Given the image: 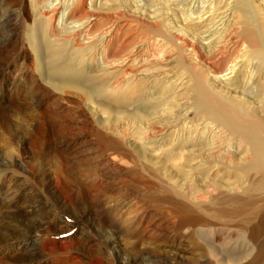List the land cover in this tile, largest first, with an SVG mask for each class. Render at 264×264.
<instances>
[{"label": "bare ground", "instance_id": "bare-ground-1", "mask_svg": "<svg viewBox=\"0 0 264 264\" xmlns=\"http://www.w3.org/2000/svg\"><path fill=\"white\" fill-rule=\"evenodd\" d=\"M16 3L31 47L33 34L44 23L50 30L45 43L50 49L61 45L60 53H48L47 58L52 63L62 58V84L46 81L49 87L59 95L75 93L92 116L103 113L96 122L105 131L110 128L119 136L120 113L125 112L139 134L150 135L142 136L149 143H106L98 135L103 143H95V164L80 169L87 160L77 157L68 170L57 161L52 177L40 178L33 174L32 162L23 159L26 143H14L9 166L41 184L54 203L53 213L84 219L112 247L116 236L138 240L145 230L142 221L122 224L114 212L125 198L140 197L144 211H150L147 228L153 247L164 240V250L175 251L177 243L192 240L199 251L197 264H264V0L257 5L250 0H2L0 12ZM36 5L45 11L42 16H36L39 10L33 12ZM51 35L71 42V53L63 55L65 43ZM172 62L176 70L166 71ZM73 104L65 118H74V113L87 121L88 114ZM68 120L55 123L56 128L65 130L62 134L60 129L62 138L67 132L75 138L80 129H67ZM89 124L95 136V123ZM166 138L169 143H156ZM27 153L25 157L34 158L35 152ZM62 153L54 154L63 161L70 157ZM160 156L172 163L173 172L157 165ZM79 170L95 178L83 183ZM195 174L201 178L198 190L192 185ZM221 174L231 180H220ZM16 214L5 216L13 224L0 225V252L6 251V258L16 264H40L41 258L47 264H95L112 252L86 245L83 231L60 259H55L56 247L46 253L41 244L19 246L23 235L48 229ZM108 217L118 222V230ZM156 217L173 218L169 238L164 236L166 222L160 225ZM137 240H124L129 244L126 264H172L178 259L176 264H192L174 251L163 256L164 250L152 246L137 248Z\"/></svg>", "mask_w": 264, "mask_h": 264}, {"label": "rangeland", "instance_id": "rangeland-1", "mask_svg": "<svg viewBox=\"0 0 264 264\" xmlns=\"http://www.w3.org/2000/svg\"><path fill=\"white\" fill-rule=\"evenodd\" d=\"M130 1H135V0H130ZM250 1L254 5L258 4V0H250ZM1 2L2 0H0V3ZM56 2L57 1H53V3H55L54 4L55 7H58L59 4H57ZM13 6L15 7L14 9ZM13 6L12 8L8 9L6 12L3 13L0 12V25L2 24V27H0V118H1L0 119V124H1L0 125V136H1L0 164L2 165V166L0 165V206H1L0 225L7 226V223L13 224L10 221L11 219L5 216H7L8 213H12V214L17 213L18 215L16 214V217L19 219L30 221V223L41 224V228L47 227L48 232L35 230L28 235H23L20 240L21 242L19 241L20 244L19 246H23V247L31 246L33 248L34 245L41 244L42 247L43 246L45 247V248L43 247V249L45 250L46 253H49L48 251L50 248L53 249L56 247L55 259L62 258L61 256L66 254L68 251H70V242L76 239L77 236H79L80 233L83 231L84 233L82 232V236H84L86 245H90L94 247V249L96 247L99 249L108 248L110 252L112 251L109 255L106 256L107 260H105L106 258H102V259L100 258L96 261L95 264H126L125 260L129 256L128 254L129 244L127 245V243H125L124 240L126 239L132 242L137 240V238L132 239L127 237L128 238L127 239L120 236H116L117 240L116 242L114 241L113 243L115 246L112 245L111 247L106 243L103 233H101V235H99L100 233L98 234L97 231L95 233V230L91 228V226L84 219L70 218L67 214L60 212L53 213L54 203H52V201H49V198L47 197L48 196L47 193L41 190L42 189L41 184L38 185V182L34 178H32L33 177L32 175L22 172L23 170L19 169L18 167L16 168V166L13 167L9 166V164L13 161V156H14V155L12 156L9 152L11 151L13 153L14 143L16 144L26 143L22 150V156L24 157L23 159L26 158L27 160L32 162L33 167L35 166L34 167L35 172L33 174L39 175V178L42 176H47L48 174L49 177H52L51 174L53 173L52 171L54 169L53 165L57 161L58 162L61 161L60 163H64V165L68 170L74 168L72 163L77 157H82L84 161L87 160L86 162H82L79 164L80 169H83L82 167H84L85 164H95V162L98 161V156L95 155L96 153L95 150L97 149V145L95 143H103L101 140H98V135H101L105 139H107L108 142L106 143H149V142H145L146 140H143L144 138H142V136L150 137V135L146 133L144 135L139 134L137 129L134 127V124L129 123L130 122L129 116L126 115L125 112H123L124 114L120 113V121L118 124V130L120 134L119 136L115 135V133L110 128L109 130L106 129L107 131H105L104 127L99 126L96 122V120L99 121L104 117L103 113L92 116L89 114L86 108L87 105L84 104L85 102L79 99L75 93L68 91L65 93H61V95H64L61 96L57 91L49 87L46 84V81L55 85L62 84L61 79H62L63 71L60 68L62 63V58L58 56L57 57L58 60L54 63H52L51 60L47 58L48 53L49 54H56L57 52L60 53L61 45H57L56 47L50 49L51 46L45 43L46 41H48L50 30L47 27H44V24H46L44 23L43 25H40L42 26V29L39 28L33 34V39L35 40L34 42L35 46L31 47L27 40V34H28L27 29L24 28V26L22 25L24 23H21L18 19L19 14L21 12L19 4L16 3V5L14 4ZM22 7H24V5ZM0 8H2V5H0ZM59 9L60 7L57 8V10ZM32 10L33 12L39 10V13L36 14V16H42L45 13V11H42L38 8V5H36V10L35 9ZM29 11L31 12V8H29ZM126 15L131 16L132 14L126 11ZM42 18L43 17H39L38 20L41 22ZM134 18L138 20V17H134ZM27 20L28 19H26V21ZM29 37L30 34L28 35V38ZM50 37L53 40H55L52 35ZM56 38H60V37L56 36ZM55 41L65 43L63 44L64 46H62L63 52L61 51L63 55L71 53V49H73V44L71 42L65 40L63 37L60 38L59 41L57 39ZM35 52L37 53L36 60L34 57ZM165 68H166L165 70L168 72H173L176 70V66L173 62L170 64L167 63ZM44 74L45 77L44 79H42L40 75L44 76ZM48 75H50L51 78H49ZM73 102L77 103L82 108V110L89 115V116L87 115V121L85 122L81 121L80 118L75 117L74 113H73L74 118L71 117L65 118V113L73 111L72 109V106H74ZM123 106L126 107L125 105ZM112 107L115 106L112 105ZM62 109L64 111H61ZM114 117L115 115L109 114V118L113 119ZM63 119H69L67 123V129H75V130L80 129L79 130L80 133L78 135L76 134V136H74L75 138H71L73 137V133L69 134L68 132L65 138L61 137V133H60L61 128L60 129L56 128L57 125L55 123L59 125L60 122L62 124ZM91 120H93L96 126L94 129L96 130L95 136L91 133L92 128L90 127L89 124ZM61 132L63 134L65 130L61 129ZM32 143L34 145H32ZM66 143H69L68 147L66 146L67 145ZM156 143H169V140L168 138H166L165 140L158 141ZM26 148L30 152H35L33 159L28 158L29 155L27 153ZM161 148L163 149L165 147H160V149ZM87 149L89 150V152H87ZM57 151L64 152L62 153L64 155L65 153L70 154V157L69 158L67 157L63 161V159L55 155ZM162 154L163 152H160V155ZM24 155L28 157H25ZM146 155L149 156V153ZM157 165H159L160 168L162 167L161 169H166L167 171L173 172L172 163L170 161H165L163 156H160ZM79 172L81 173L80 178L83 183H86L87 181H89V179L91 180L95 178L93 175H87V173H85L84 170H79ZM221 176L222 174L219 176L220 178L219 177L218 178L224 182L227 180H231V177L224 175L225 177L224 178ZM199 179H201L200 176L195 174L194 182L192 183L195 189L199 188L201 185L200 184L201 180ZM142 180H144V178H142ZM29 188L30 190H28ZM30 195H32V197ZM25 197L28 199H26ZM122 197L123 196L115 195L114 199L121 200ZM35 198H39L38 200L40 201H37L36 203ZM66 199H68V196H66ZM26 200H31L32 202L27 203ZM32 204H34V206ZM142 204H143V200L140 197H128L124 199L123 206L121 207L119 205L116 211L114 210V212L119 213V217L121 218L119 221L122 220V224H126L129 222L130 224L133 223L135 225L137 220L139 222L142 221L141 228L145 227V230H141L143 232V233L141 232L142 234L139 233L141 235H139V239L137 240L138 241L137 248H141V246L144 245L145 246L148 245L147 247L150 246L153 247V244L155 242L152 239L150 240L148 239L149 238L148 234L151 232V230L147 228L148 225L150 224L147 221L149 216L148 212L150 211L149 210L148 212L144 211ZM14 206L16 208L17 207L19 208L16 209ZM20 212L22 214H20ZM51 212L53 213L52 215L50 214ZM42 214H44L45 217L43 215L42 218L41 217ZM160 218L161 217H156L154 219L156 221L158 220L157 222L160 225H163L166 222L164 225H167L166 226L167 228L166 230H164L166 231L165 233L166 235L164 236L166 238H169V236H171L170 234L171 232L170 229L168 228V225L171 224L173 218L169 217L170 221L168 219H164V218L160 219ZM109 219L110 218L108 217L107 221L112 225L114 224L113 227L114 230H118V227L115 226V224L118 222ZM89 230H91V232ZM166 244L167 243L163 240L159 242V247L154 246L153 248L152 247L151 248L155 250H160L159 252H161L162 250L166 249ZM175 246H176L175 251L164 250L163 256L177 252L179 253L178 255L180 257H182L183 254L184 259H189L191 260L192 264H197L196 259H198L197 254L199 251L195 246V242H193L192 240H188V241L183 240V242H180L179 244L177 243ZM6 253H7L6 251L0 252V264H16L14 261H11L10 258L9 259L6 258L5 255ZM177 261H179V259ZM177 261L176 260L171 261V263L176 264ZM40 264H47L44 261V258H41Z\"/></svg>", "mask_w": 264, "mask_h": 264}]
</instances>
